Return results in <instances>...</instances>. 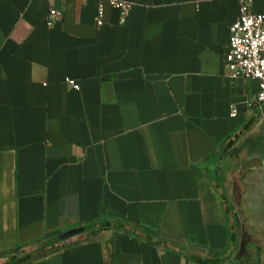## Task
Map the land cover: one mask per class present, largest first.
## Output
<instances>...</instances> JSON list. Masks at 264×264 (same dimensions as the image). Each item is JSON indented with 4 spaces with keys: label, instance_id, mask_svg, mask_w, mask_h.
<instances>
[{
    "label": "crops",
    "instance_id": "0c3cea01",
    "mask_svg": "<svg viewBox=\"0 0 264 264\" xmlns=\"http://www.w3.org/2000/svg\"><path fill=\"white\" fill-rule=\"evenodd\" d=\"M99 1L0 0V264H264L240 1L106 3L98 26Z\"/></svg>",
    "mask_w": 264,
    "mask_h": 264
},
{
    "label": "built area",
    "instance_id": "2783aa9c",
    "mask_svg": "<svg viewBox=\"0 0 264 264\" xmlns=\"http://www.w3.org/2000/svg\"><path fill=\"white\" fill-rule=\"evenodd\" d=\"M241 14L230 27V37L225 56L226 66L230 77L236 80H256L259 83L258 93L245 100L246 107L258 110L264 117V13L253 12V0H239ZM108 3L120 11L121 23H126L130 18L135 3L125 0H100L97 14V25L105 23V5ZM63 12L52 8L49 11L47 23L53 26L59 22ZM67 83L76 90L81 84L76 79L68 78ZM240 105L234 103L231 116H237Z\"/></svg>",
    "mask_w": 264,
    "mask_h": 264
},
{
    "label": "rangeland",
    "instance_id": "374dc122",
    "mask_svg": "<svg viewBox=\"0 0 264 264\" xmlns=\"http://www.w3.org/2000/svg\"><path fill=\"white\" fill-rule=\"evenodd\" d=\"M261 227H262V225H261Z\"/></svg>",
    "mask_w": 264,
    "mask_h": 264
}]
</instances>
